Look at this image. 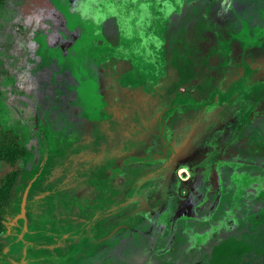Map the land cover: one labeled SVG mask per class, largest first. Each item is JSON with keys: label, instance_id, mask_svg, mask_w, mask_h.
<instances>
[{"label": "rangeland", "instance_id": "rangeland-1", "mask_svg": "<svg viewBox=\"0 0 264 264\" xmlns=\"http://www.w3.org/2000/svg\"><path fill=\"white\" fill-rule=\"evenodd\" d=\"M236 3L240 5L236 11L225 13L222 31L229 37L221 41L223 47L246 49L264 45V0H237ZM6 6L0 14V123L6 129H16L17 124L10 119L11 113L16 112L31 120L21 129L27 154L22 159L21 175L9 212H17L22 191L25 213L31 214L38 207L43 221L48 222L54 217L51 208L55 200L60 201L67 213L73 209L74 202L66 196L64 186L77 173L69 150L73 139L83 132L82 129L72 130V124L76 125L80 119L91 124H109L112 118L109 103L98 87L107 80L100 77L107 76L123 88L141 91L140 98L142 94L153 93V84L164 63L162 55L180 47V35L190 32L186 14L190 4L184 0H8ZM183 8L187 10L185 14L180 13ZM21 27L26 31L19 35L15 30ZM170 52L172 56L178 53ZM166 58L167 63L180 68L184 75L192 73L190 67H180L178 58ZM19 84H26L24 90L33 88L34 93L21 97ZM253 85L249 90L251 94L246 96L251 106L264 100V82ZM232 87L238 91L247 89L238 84ZM14 97L17 99L12 100ZM36 113L43 119L41 124L37 123V117L32 121ZM66 129L72 139L67 137ZM243 132L247 137L248 130ZM256 139L257 152L248 148L239 156L252 160L259 156L260 169L254 166L251 170L252 174L260 170L257 174L261 175L262 186L264 131ZM240 144L246 147L245 140ZM148 165L152 162L125 165L112 183L119 189L145 173ZM232 170L230 165L218 168L222 193L208 221L198 222L176 212L175 223L171 225V212L176 208L168 213L166 210L159 223V233L149 228L144 244L138 232L129 235L126 230L114 231L107 240L98 241L101 235L118 225L116 215L98 222L88 240L78 232L81 225L77 222L71 228L78 238L75 250L64 259L47 256L43 247L49 237L45 231L39 233L43 228L40 226L36 229L42 241L33 253L42 258L27 259L21 264H264V194L256 195L260 188L252 187L254 179L252 185L247 182L234 186L230 180ZM249 176L244 173V177ZM171 177L172 174L165 173V186L170 187ZM191 184L186 177H180L178 184L172 183L174 200L179 207L199 214L208 208L206 195L212 192L211 183L198 178L196 190L189 187ZM157 192L148 185L144 202H156ZM116 194L121 196L119 190ZM77 211L80 218L91 214L88 206ZM216 220H219L217 229L207 240L195 234L211 229L210 225ZM138 226L141 228L143 224ZM35 245L36 241L32 247Z\"/></svg>", "mask_w": 264, "mask_h": 264}, {"label": "flooded vegetation", "instance_id": "flooded-vegetation-1", "mask_svg": "<svg viewBox=\"0 0 264 264\" xmlns=\"http://www.w3.org/2000/svg\"><path fill=\"white\" fill-rule=\"evenodd\" d=\"M184 1L190 4L189 13H186L185 8L180 13L187 14L190 32L180 35V47L171 49L178 51V53H174L177 54L176 56H172L171 50H168L164 56L162 55L164 63L161 73L157 75L155 84H153L154 92L142 94L143 98H140L141 91L123 88L107 76L100 77L107 80L106 83H100L98 87L103 98L109 103L108 108L112 115L110 123L96 122L91 124V121L80 119L76 123L77 126L72 124V130L79 131L82 129L83 133H79L78 138L73 139L69 154L72 155L74 167L77 168V173L73 177L83 179L86 182H91V179L102 178L97 176L102 152V146L99 142L100 131L103 130L104 133H108L111 140H116L115 133L119 127L125 126L127 134H131L133 124L130 122V112L128 111L131 106L141 104L146 111L143 112L140 120L145 121L147 129L152 131L154 135L167 130V135L170 134L168 136L169 142H171L170 148L166 147L164 140L159 137L153 144L150 143L147 146L143 143L133 146L128 140L127 145L119 151L116 144L115 147L105 144L103 148L107 149L108 152L110 148V156L113 154L114 157L112 160L104 162L105 164L110 163L107 167L102 166L101 168L107 169L105 171L107 174L111 171L114 172V176H110L111 181H114L117 180L123 166L131 163L152 162V165L146 167L145 173L130 179L129 183L122 187L130 186L138 177H147V174L155 170L154 172L160 174V183L157 185V193L160 192L159 199L163 198L170 201V209L176 208L175 214L182 212V215L189 217L193 215L191 218L195 219V216L202 212L197 214L189 209L179 207V203L174 200L175 192L172 183L178 184L180 177L182 179L186 177L187 180H190L192 184L189 187L195 190L197 188L195 182L198 178H203V180L211 183L212 192L206 195L209 197V202L207 201L205 204L207 206L208 204L210 206L213 201L218 204L220 200L222 191L218 168L229 165L232 167L230 180L234 186H241L247 182L252 185L254 179L256 182L252 187L260 188L261 175H258L260 170L252 174L251 168L258 166L260 169L261 159L257 160L259 156L254 160L242 158L239 153L247 151L248 148L257 152L259 144L256 143L258 140L256 137L264 131V100H260L259 104L251 106V102L246 97L251 94L249 90L253 84L264 82V45L246 49L223 47L221 41L229 37L227 33L222 31L223 25L226 23L225 13L236 11L240 7L236 3L237 0ZM55 33L58 34V30ZM234 44H236L235 41ZM166 56L178 58V61L181 62L180 67H190L192 73L184 75L179 70L180 68L166 62L168 59ZM186 60L189 62L188 66ZM234 84L244 86L247 89L243 91L233 90ZM182 87L185 89L182 90ZM29 88L31 90L24 91L31 95L34 93V89ZM42 101L40 100L39 103L42 104ZM22 115L24 121L31 122L24 114ZM36 117L38 118L37 123L41 124L43 119L40 118L39 113L35 114L32 121L34 122ZM20 120L22 119L20 118L18 121L20 122ZM246 130H248L247 137L243 132ZM66 131L68 132V129ZM67 137L72 139L69 132ZM243 140H245V148H242L240 144ZM144 141L140 139V142ZM152 148L153 150H151ZM164 148L171 151L172 157L169 161L159 156L156 158L146 156ZM225 151L226 153H224ZM118 154L120 161L116 163ZM165 173L172 174L171 188L165 186L163 179ZM244 173H248L250 176L244 177ZM112 187L117 196L118 185L112 183ZM64 190L67 196L69 193L68 185L64 186ZM258 193L259 195L262 194L260 190ZM203 196L205 197L204 194ZM213 211H210L208 220L211 219ZM127 215V212L123 214V216ZM170 220L173 221L171 216ZM218 222L219 220L214 221L210 225L211 229H209L217 228ZM140 223L142 222L137 224L138 228Z\"/></svg>", "mask_w": 264, "mask_h": 264}, {"label": "trees", "instance_id": "trees-1", "mask_svg": "<svg viewBox=\"0 0 264 264\" xmlns=\"http://www.w3.org/2000/svg\"><path fill=\"white\" fill-rule=\"evenodd\" d=\"M7 3L8 0H0V14L7 7ZM24 27H21L19 31L15 30V32H19V35L22 34L26 31ZM25 86L26 84L20 85L21 95L25 94ZM14 99L16 100L15 97ZM0 102H2L1 99ZM145 111L146 109H143L141 104L131 106L128 111L130 112V122L133 124L134 134H127L125 126L119 127L115 133L116 140H111V136L108 133H104L103 130L100 131L99 142L102 146V152L98 163L100 169L97 170L99 172L97 176H101L102 178L97 180L91 179V182H86L77 177L67 180L69 189L68 195L74 202L72 211L67 213L61 208L59 204L60 201L55 200L51 208V213L54 215L52 220L44 222L43 217L40 216L39 208L36 207L31 214L25 213L24 211L25 226L23 225V219L20 218L22 191L20 192V198L17 204V212L11 214L9 212V207L21 175L22 159L27 154V147L22 142L21 129L23 124H26L28 120L24 121L22 113L16 112L15 115L11 113L10 118L14 125L17 124L16 129H6L0 123V264H21L27 259H34V257L37 258L38 256L42 258V256L33 253L35 250L39 249L38 246L42 241V238L37 236L36 229H39L40 226H43V228L39 229V233L42 234L43 231H45L46 235L49 237V241L46 242L47 246L45 244V247H43L47 251V256L52 255V257L58 259L66 258L72 250H75V241H78V238L75 229L71 228L73 225L77 224V222L81 225V231L79 230L78 232L87 239L91 235V232H95L98 222L104 220L106 217L116 215L118 218V225L101 235L98 240L100 242L107 240L114 231L118 230H126L129 235L138 232L141 244H144L146 238H143L145 235H148L149 228L159 233V227L161 225H159V223L162 221L166 210L167 213L170 210V201L163 198L159 199L160 192L159 194L156 193L158 196L157 201L153 204H146L144 198L148 193V185L152 186V190L157 189V185L160 183V174L158 175L154 170L147 174V177H138L130 186L119 188L118 190L121 196L117 197L114 194L115 190L112 187V181L110 179V176H114L115 173L111 171L107 174L105 172L107 169L101 168L105 161L112 160L114 157L113 154L110 156V148L109 152L107 149L103 148L105 144H110L113 147H115L114 145L116 144V148L119 151L127 145L126 143L128 140H130L133 146L139 145L140 143L147 146L150 143L153 144L159 137L164 140L166 147L170 148L171 142H169L168 139L170 134L168 133L167 135V130L154 135L152 131L147 129L145 121L140 120L141 115ZM20 118L22 120L19 122L18 120ZM140 139L145 141L140 142ZM168 148L149 153L146 156L149 158H156L159 156L169 161L172 156ZM116 158V163H119V154ZM259 190L264 194V185L260 186V189L256 191V195L259 194ZM82 206H88L91 210V214L84 217V219L77 215V210L81 209ZM215 207H217V203L213 201V203L210 204V206L208 205V208L201 214L195 216V219L199 221H208L211 214L210 211L212 212ZM125 212H127V216H123ZM172 214L175 213L171 212V219L173 218L171 225H174L175 218ZM190 217H193V215ZM138 222L143 223V228L137 227ZM36 224H38V226H36ZM23 227H26V230L22 233ZM51 227H54L52 232L49 230ZM66 227H68V229H66ZM215 229L217 228L198 231L195 234H198V237L202 240H207ZM33 237L37 238L35 239L36 245L34 247H32L35 244V241L32 240ZM9 245H11L10 249H8ZM102 247H100L99 250H101ZM10 252L14 255H8ZM142 256L144 258V253ZM141 262L144 263V261ZM31 264L36 263L32 262Z\"/></svg>", "mask_w": 264, "mask_h": 264}, {"label": "water", "instance_id": "water-1", "mask_svg": "<svg viewBox=\"0 0 264 264\" xmlns=\"http://www.w3.org/2000/svg\"><path fill=\"white\" fill-rule=\"evenodd\" d=\"M20 217L25 221V216H24V200L21 203V213H20ZM24 226H25V224H24ZM24 229L26 230V227H24Z\"/></svg>", "mask_w": 264, "mask_h": 264}, {"label": "crops", "instance_id": "crops-1", "mask_svg": "<svg viewBox=\"0 0 264 264\" xmlns=\"http://www.w3.org/2000/svg\"><path fill=\"white\" fill-rule=\"evenodd\" d=\"M13 100H14V99H13ZM24 222H25V221L23 220V225L25 224Z\"/></svg>", "mask_w": 264, "mask_h": 264}]
</instances>
